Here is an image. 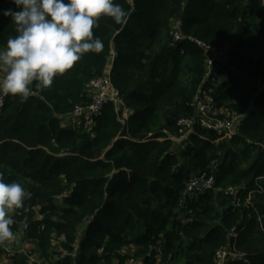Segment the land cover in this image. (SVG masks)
I'll return each mask as SVG.
<instances>
[{
  "label": "trees",
  "instance_id": "1",
  "mask_svg": "<svg viewBox=\"0 0 264 264\" xmlns=\"http://www.w3.org/2000/svg\"><path fill=\"white\" fill-rule=\"evenodd\" d=\"M115 2L126 22L100 18V54L27 100L4 97L0 174L31 198L11 213L15 239L0 244V261L35 264L29 244L42 264H219L216 249L235 246L243 258L222 264H264V0ZM8 8L0 0V13ZM15 35L0 15V46ZM188 37L227 45L223 64L207 73L205 51ZM108 69L121 104L71 122ZM204 92L218 118H235L230 137L197 121L180 131ZM205 171L214 186L185 192Z\"/></svg>",
  "mask_w": 264,
  "mask_h": 264
},
{
  "label": "clouds",
  "instance_id": "2",
  "mask_svg": "<svg viewBox=\"0 0 264 264\" xmlns=\"http://www.w3.org/2000/svg\"><path fill=\"white\" fill-rule=\"evenodd\" d=\"M15 9L0 15L11 18L15 36L0 46V98L27 100L33 89H49L84 55L100 54L102 39L94 35L101 17L126 22V10L115 0H10ZM31 198L20 183H6L0 174V244L14 240L11 215Z\"/></svg>",
  "mask_w": 264,
  "mask_h": 264
},
{
  "label": "built area",
  "instance_id": "3",
  "mask_svg": "<svg viewBox=\"0 0 264 264\" xmlns=\"http://www.w3.org/2000/svg\"><path fill=\"white\" fill-rule=\"evenodd\" d=\"M173 39L181 38L179 31L177 29L172 30L171 32ZM190 41H194L198 46H200L206 53L207 59V73L210 71V67L216 61L223 64L224 59L227 57V45L224 46H212L201 40L188 37ZM87 91L91 96V101L89 104L84 106H77L74 109V117L72 122L76 125L84 120L85 122H90L92 117L96 115L102 107V104L105 101H111L114 103V106L117 107L121 104L119 93L117 88L113 85L111 81V76L109 69L106 70L102 75L96 76L93 78L87 86ZM4 97L0 98V109L3 105ZM196 111L197 116L193 119H181L179 123L181 124L180 131H187L192 126V121L198 122L200 125L206 128H210L221 134L223 136L230 137L234 134V119L235 118H218L215 111V103L210 94L204 92L202 95L196 98ZM215 178L212 174L208 172L198 173L189 177L186 183L187 193L193 192H202L208 189H211L214 186ZM226 190L233 196L236 197L237 190L228 186ZM25 227V226H24ZM11 245V243H10ZM14 245V244H13ZM22 248V246H21ZM19 250H22V249ZM243 253H241L235 246L231 248L221 247L215 251V259L219 264L225 262L228 258L239 259L243 258Z\"/></svg>",
  "mask_w": 264,
  "mask_h": 264
},
{
  "label": "rangeland",
  "instance_id": "4",
  "mask_svg": "<svg viewBox=\"0 0 264 264\" xmlns=\"http://www.w3.org/2000/svg\"><path fill=\"white\" fill-rule=\"evenodd\" d=\"M22 245L25 249L28 250V256H29V260H30V261H28V263L31 262V263H35V264H42L41 261L37 258V255L35 253H33L30 248H28L29 244H22ZM183 262H184V258L182 257L180 260V263L182 264ZM7 263H8V259H2L0 261V264H7Z\"/></svg>",
  "mask_w": 264,
  "mask_h": 264
},
{
  "label": "water",
  "instance_id": "5",
  "mask_svg": "<svg viewBox=\"0 0 264 264\" xmlns=\"http://www.w3.org/2000/svg\"><path fill=\"white\" fill-rule=\"evenodd\" d=\"M14 249L19 250L21 248V239H18L13 245Z\"/></svg>",
  "mask_w": 264,
  "mask_h": 264
},
{
  "label": "crops",
  "instance_id": "6",
  "mask_svg": "<svg viewBox=\"0 0 264 264\" xmlns=\"http://www.w3.org/2000/svg\"><path fill=\"white\" fill-rule=\"evenodd\" d=\"M71 122H72V121H71ZM18 239H20V238H18ZM18 239H17V240H18Z\"/></svg>",
  "mask_w": 264,
  "mask_h": 264
}]
</instances>
